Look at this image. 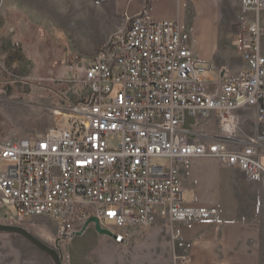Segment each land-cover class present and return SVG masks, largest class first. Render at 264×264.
Masks as SVG:
<instances>
[{
  "label": "built area",
  "instance_id": "1",
  "mask_svg": "<svg viewBox=\"0 0 264 264\" xmlns=\"http://www.w3.org/2000/svg\"><path fill=\"white\" fill-rule=\"evenodd\" d=\"M240 7L248 23L237 26L232 44L246 68L217 80L200 76L190 37L175 21L145 12L127 18L129 26L81 68L88 95L61 113L68 128L58 121L34 137L0 140V208L15 209L3 218L48 217L61 241L94 218L113 223L114 243L124 244L131 229L158 219L217 216L215 206L183 204L178 175L190 158H215L264 187V0H240ZM186 114L215 115L220 134L184 128ZM250 118L251 135L239 137Z\"/></svg>",
  "mask_w": 264,
  "mask_h": 264
},
{
  "label": "rangeland",
  "instance_id": "2",
  "mask_svg": "<svg viewBox=\"0 0 264 264\" xmlns=\"http://www.w3.org/2000/svg\"><path fill=\"white\" fill-rule=\"evenodd\" d=\"M239 3L222 0L221 25L227 29L229 40L238 25L248 23ZM125 23L129 22L116 12L113 0H0V140L34 137L58 121V127L68 128L70 119L62 121L61 113L85 101L88 95L81 68L125 29ZM260 41L264 53V33ZM227 43L223 62H207L217 73L196 60L204 80H217L218 74L246 68L235 47ZM212 118L186 114L183 127L206 132ZM212 128L213 133L220 134L218 125ZM253 128L250 118L238 136L247 138ZM116 142L110 141L109 146L114 147ZM152 163L165 160L155 158ZM261 164L264 166V157ZM5 165L0 161V171ZM13 214V206L1 207L0 223L25 228L56 249L63 264H167L179 259L173 253L166 225L131 229L128 241L116 245L110 236L99 234L92 223L61 241L57 223L48 217L26 216L19 221L3 218ZM100 227L112 235L117 231L111 222H102ZM0 264L53 263L21 236L0 233Z\"/></svg>",
  "mask_w": 264,
  "mask_h": 264
},
{
  "label": "crops",
  "instance_id": "3",
  "mask_svg": "<svg viewBox=\"0 0 264 264\" xmlns=\"http://www.w3.org/2000/svg\"><path fill=\"white\" fill-rule=\"evenodd\" d=\"M113 3L116 12L126 19L145 12L156 19L175 21L189 35L194 59L201 63L223 62L227 42L234 47L232 36L229 40L227 29L221 25L222 0H113ZM128 26L125 23V28ZM211 116L206 132L215 134L212 127L218 125V120ZM178 177L183 204L215 206L217 216L188 223L158 219L156 227L167 226L173 253L186 258L167 264H264L263 184L249 180L239 168L220 164L212 157L188 159Z\"/></svg>",
  "mask_w": 264,
  "mask_h": 264
},
{
  "label": "water",
  "instance_id": "4",
  "mask_svg": "<svg viewBox=\"0 0 264 264\" xmlns=\"http://www.w3.org/2000/svg\"><path fill=\"white\" fill-rule=\"evenodd\" d=\"M88 223H92L94 225L95 230L99 234L113 237V235L108 230L102 229L100 227V224L94 218L90 219ZM88 223L86 224V226L88 225ZM0 233L19 235L25 240H27L29 243H31L38 250L46 254L50 258L53 264H63L61 256L59 255L56 249L49 247L48 245H46L45 243L34 237L29 231H27L25 228L21 226L0 223Z\"/></svg>",
  "mask_w": 264,
  "mask_h": 264
},
{
  "label": "trees",
  "instance_id": "5",
  "mask_svg": "<svg viewBox=\"0 0 264 264\" xmlns=\"http://www.w3.org/2000/svg\"><path fill=\"white\" fill-rule=\"evenodd\" d=\"M6 26H9V24H7Z\"/></svg>",
  "mask_w": 264,
  "mask_h": 264
}]
</instances>
